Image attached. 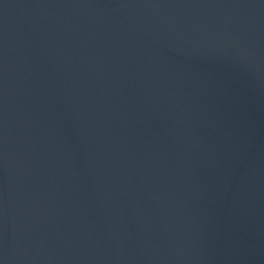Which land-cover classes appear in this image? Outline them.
<instances>
[{
    "label": "water",
    "instance_id": "obj_1",
    "mask_svg": "<svg viewBox=\"0 0 264 264\" xmlns=\"http://www.w3.org/2000/svg\"><path fill=\"white\" fill-rule=\"evenodd\" d=\"M0 264H264V0H0Z\"/></svg>",
    "mask_w": 264,
    "mask_h": 264
}]
</instances>
